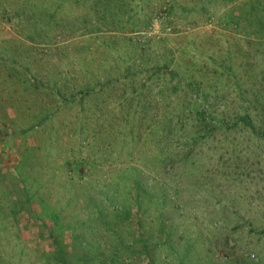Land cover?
I'll use <instances>...</instances> for the list:
<instances>
[{
  "label": "rangeland",
  "instance_id": "rangeland-1",
  "mask_svg": "<svg viewBox=\"0 0 264 264\" xmlns=\"http://www.w3.org/2000/svg\"><path fill=\"white\" fill-rule=\"evenodd\" d=\"M0 264H264V0H0Z\"/></svg>",
  "mask_w": 264,
  "mask_h": 264
},
{
  "label": "trees",
  "instance_id": "trees-1",
  "mask_svg": "<svg viewBox=\"0 0 264 264\" xmlns=\"http://www.w3.org/2000/svg\"><path fill=\"white\" fill-rule=\"evenodd\" d=\"M57 247H59L58 245H57ZM61 259H63V261L65 262V263H67V261H66V259L63 257V258H60L59 259V261H62Z\"/></svg>",
  "mask_w": 264,
  "mask_h": 264
}]
</instances>
